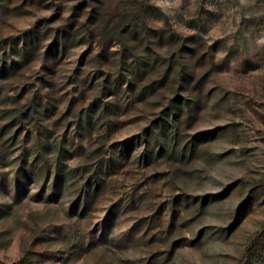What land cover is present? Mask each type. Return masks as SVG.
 <instances>
[{"label":"rangeland","instance_id":"rangeland-1","mask_svg":"<svg viewBox=\"0 0 264 264\" xmlns=\"http://www.w3.org/2000/svg\"><path fill=\"white\" fill-rule=\"evenodd\" d=\"M9 1L0 8V47L8 60L14 54L22 63L3 83L2 93L8 91L12 99L0 107L46 98L41 56L51 39L50 28L61 24L82 0ZM21 1V8H14ZM101 1L110 13L137 3L150 25L200 37L197 55L185 54L183 59L201 79L198 108L189 120L186 113L181 115L175 156H169L170 147L163 150L154 141L148 145L137 138L157 102L130 104L108 128L107 144L114 145L110 148L115 156L111 159L109 152L105 158L99 197L83 217L78 216L81 203L74 204L77 210L71 215L69 200L33 197L49 196L50 188L42 192L32 182H22L13 159L1 166L0 207H14L9 213L0 210V264H16L37 250L44 253V264H241L248 240L264 231V0ZM35 24L39 33L28 32ZM28 49L32 55L24 60ZM103 50L96 58V43L74 48L52 77L60 87L52 96L57 109L45 122L50 131L66 137L70 164L76 169L88 161L97 140L66 121L91 100V84L117 65L121 45L110 41ZM174 50L166 45L161 52L169 56ZM77 67L79 80L90 75L83 88L74 76ZM84 88L85 96L66 116L68 102ZM172 96L168 91L164 103ZM29 132L27 146L34 135ZM132 138L134 142L123 144ZM182 148L185 155L178 154ZM257 181L259 188L254 187ZM86 225L88 233L104 239L87 247L88 234L85 240L82 236ZM261 246L264 251V241Z\"/></svg>","mask_w":264,"mask_h":264},{"label":"trees","instance_id":"trees-1","mask_svg":"<svg viewBox=\"0 0 264 264\" xmlns=\"http://www.w3.org/2000/svg\"><path fill=\"white\" fill-rule=\"evenodd\" d=\"M9 3V0H0V8H6ZM97 3L99 4L92 3V0L78 2L61 24L50 28L51 39L41 56V65L45 68L43 78L48 83L46 98L36 100V97H31L12 107H0V167L6 166L13 159L14 173L17 177H22V182H32L42 192L50 188L49 196L36 194L33 197H42L46 202L52 199L69 200L74 208L70 210L71 215L77 210L74 204L81 203L79 217L89 213L91 205L99 197L105 158L109 152L112 153L111 159L115 156L114 150L110 148H114V145L107 144L110 124L118 116L126 114L130 104H145L154 100L157 104L150 123L137 138L148 145L154 141L163 150L170 147L169 156H175L174 145L179 137L181 115L186 113L187 120L192 118V112L199 105L196 94L201 87V79H196L194 70L183 60L185 54L191 57L197 55V45L200 42L198 35L184 37L174 29L150 25L143 6L137 3L117 6L113 13L107 11L103 1L97 0ZM21 6L22 1L14 8L19 9ZM58 13L56 11V14ZM33 30H38V24L28 32ZM38 38L39 36L35 35V45L38 44ZM110 41H115L122 47L117 65L112 72L102 76L101 81L91 84L94 90L91 100L79 109L75 118L66 121L67 126L75 124L84 129L90 139L95 136L97 140V146L89 153L88 161L76 169L70 164L72 153L66 137H60L54 130L50 131L45 122L48 115L57 109V102L52 96L60 87L52 77L57 73V65L68 57L74 48L96 43L100 46V51L95 54L98 58L104 54L103 48ZM166 45L175 47L169 56L161 52ZM7 55L6 50L0 47V104L12 99L8 91L2 93L3 83L22 63L14 54L11 60H8ZM31 55L32 49L26 50L24 60ZM96 67L100 74L104 73L99 59L96 60ZM80 69L77 67L74 76L79 74ZM75 78L83 88L90 75H85L80 80L77 76ZM86 90L84 88L80 95L68 102L66 116L71 111V106L85 96ZM168 91L173 96L164 103ZM114 97L117 99L112 100ZM30 129L34 135L27 146ZM100 129L103 131L97 132ZM135 138L126 139L123 144L132 143ZM178 154L185 155L186 150L182 148ZM72 186L76 188L70 189ZM260 186L257 181L254 187ZM171 203V220H174L176 199H172ZM13 207L14 203H7L1 205L0 210L9 213ZM87 228L88 225L82 230L84 240L88 234L87 247L104 239V236L96 237L88 233ZM43 239L45 244L48 240L46 237ZM55 240L62 242L59 235ZM262 241L264 231L248 240L241 264H264ZM44 257L40 250L30 251L16 264H44Z\"/></svg>","mask_w":264,"mask_h":264}]
</instances>
